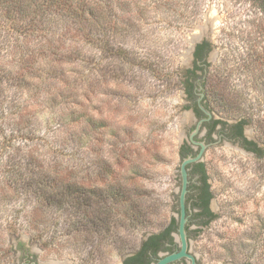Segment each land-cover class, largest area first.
<instances>
[{
	"label": "rangeland",
	"instance_id": "374dc122",
	"mask_svg": "<svg viewBox=\"0 0 264 264\" xmlns=\"http://www.w3.org/2000/svg\"><path fill=\"white\" fill-rule=\"evenodd\" d=\"M159 2L110 1L109 20L117 15L120 21L111 32L126 50V58L116 56L111 45L104 50L100 43L82 42L72 34L66 43L72 46V57L87 62L79 66L77 60L62 62L64 48L54 49L59 43H47L35 57L32 76L27 77L28 95L16 92L20 97L15 99L25 108L22 128L30 137L15 158L35 155L43 166L53 164L60 178L73 177L82 186L104 189L115 185L130 200L141 203L142 210L160 204L159 212L147 217L151 224L137 227L125 220L127 206L114 209L129 229L121 230L126 239L124 251L109 246L108 240L96 250L97 236L65 226L62 208L42 210L44 224H48L45 233H38L39 226L29 229L26 222L34 217L35 200L23 186L16 190L17 184H12V149L5 148L0 138V264H20L19 243L37 254L42 264H121V255L136 249L145 234L160 231L171 217H178L180 149L196 124L182 80L192 66L191 36L199 33L197 26L206 22L208 14L216 25L208 37L213 49L207 103L216 118L230 123L247 117V134L264 149V66L257 72L246 67L253 57H262L264 62V15L257 4L253 0ZM7 35L0 32V44ZM1 63L8 67L10 77L20 68L5 52L0 53ZM118 65L125 74L114 72ZM0 74L2 79L5 75ZM49 75L55 77L52 84L46 81ZM6 80L0 83V128L9 135L12 110L8 107L14 90ZM216 80L227 83L211 90ZM62 81L70 83L65 97L72 95L73 102L54 92V88L59 87L61 93L66 87ZM45 86L51 96L39 90ZM61 114L75 121L71 126L64 123L55 136ZM203 162L217 218L192 241L193 252L201 264H264V154L256 158L222 142L208 147ZM17 170L29 172L25 168L23 173L21 166ZM43 171L45 167L40 168ZM46 173L56 175L50 169Z\"/></svg>",
	"mask_w": 264,
	"mask_h": 264
},
{
	"label": "trees",
	"instance_id": "16d2710c",
	"mask_svg": "<svg viewBox=\"0 0 264 264\" xmlns=\"http://www.w3.org/2000/svg\"><path fill=\"white\" fill-rule=\"evenodd\" d=\"M110 1L111 0H0V32L4 31L8 33L6 40L4 39L0 44V53H8L10 59L13 60V58H15V62H17L18 67H20L19 70L14 71L15 74H12V77H10L9 73L11 72H7L8 67L4 66L2 63L0 64V72L5 75L0 79V83H5L3 80H6L4 78L8 75L6 81L12 83L11 87L14 90L12 92V101L8 107V109L12 110V119L9 120L8 127L10 133L6 135V131L0 128V138H3L1 143L5 148L12 149V184L18 185V187L15 185L16 190L20 188V186H23L24 190L32 193L31 195L35 200V204L32 208L34 209V214H32L34 217L32 219L28 218L26 222L29 229L38 230L36 227L39 226L41 229L38 233H45L48 224H44L46 220L43 218L44 213L42 214V210L48 211L50 208H55L56 210L62 208L64 209L65 226L73 228L76 231L81 230L80 232H84L88 236H97L96 239L100 244L95 247L96 250L101 248V243L103 241L108 240L109 246H113L118 251H124L126 239L121 230L129 231V229L127 226L124 228L125 221H120V215L115 214L114 209L118 207L117 210H119L127 206L128 209L125 208V220L132 223V225L135 224L137 227H143L147 224H151V221L147 217L159 212L161 208L160 204L152 205L151 210L146 209V207L142 210L140 206L141 203L136 200H130L128 194L125 195L126 191H123L115 185H106L105 189L85 185L82 186L78 181L73 179L72 172H68L69 176L72 178L68 176L60 178L57 176L58 172L54 171L53 164L50 163V165L47 164L43 166L35 155L32 157H25L24 155L19 156V153H17L19 157L15 158V152L23 149V145L25 146V143L30 138L22 128V124L25 123L26 120V116L22 114L25 108L20 105L19 101L17 102L15 100L16 97H20L16 92H21V95H28L26 92L27 77L32 76L33 66L36 63L35 57L37 54L39 55L44 52L43 47H46L47 43H51L52 46L53 44L59 43L54 49L57 51L58 48H64L65 52H60L61 57L64 59L62 62H73V60H77L79 66L81 62L83 64L87 62H85V59L80 58L79 61V58L74 59L72 57V51L69 49L72 46L67 47L66 45L67 41L70 40L69 36L72 34L74 38H80L82 42H88L89 44L98 42L102 45L104 50L108 45H111L116 50L114 53L116 56H124V58H126V50L119 47V44L116 43L112 35L113 33L111 32L112 29L117 26V22L120 21L116 18L117 15L113 16V20H109L113 12ZM159 1H161L159 3H162L164 0ZM253 1L257 4L262 15H264V0ZM191 16L187 17V21H190ZM192 22H194V18ZM64 28H66V31ZM60 44L62 46H59ZM205 48H209V51L211 50V44L207 41H203L196 45L194 53L195 61L202 58ZM12 53H14L13 55L15 56H13ZM58 53L59 52H57V54ZM261 58L262 57L256 59L253 57V60L250 61L246 67L249 70L253 69V72H257L264 66V62H262V60L260 61ZM51 62L52 61H49L47 63L53 66ZM62 62L60 64H62ZM205 64V70L198 65H195V69L200 68L203 70L201 76L202 78L204 77V79L201 84L203 91L206 92L208 82L211 78L208 77V68L210 64ZM57 67L59 68L60 65H57ZM53 71L56 72L57 70L54 69ZM123 71L124 70L118 65V69L114 72L123 75L125 74V71ZM49 74H51V72H49ZM195 74V71L192 69L186 70L183 74L182 85L187 89L189 87V89H191L193 87V82L190 78ZM54 78L55 77L49 75L46 81L49 80V83L52 84ZM62 82L63 84L65 83V81ZM225 83L227 82L216 80L215 84L211 85V90L217 87L224 88ZM69 84L70 83L67 82L64 85L69 86ZM67 86L65 88L62 87L61 93L58 89L59 87L54 88V92H59L58 95L63 99L65 98L68 99V102H73L72 95L65 97L66 93L69 91ZM187 89L186 91L188 92ZM39 90H42L45 94L50 96L52 95L50 88L48 89L46 86ZM216 96L214 95V97ZM29 98L30 95L28 99ZM204 99H206V97ZM207 104L210 106L209 103ZM61 115L60 121L57 122L55 131L53 132L55 136L58 135V131L62 130L61 126L64 123L69 122V126H71V124L73 125L74 119H72V121L70 119L72 117L74 118V112L72 115H69V120L65 118L63 114ZM245 118L247 119V117L242 118L244 120L241 121V123H250V121L248 119L247 121ZM262 126L264 127V125ZM51 145L56 147L54 144ZM49 150L51 151V149ZM263 154L264 149L261 148L260 157ZM15 159H17V161L19 160L20 163H16ZM17 166H21L23 173L27 172L25 170V168H27L29 171L28 173L32 175L28 173L21 174V172L17 170ZM42 167H45V171L40 172V168ZM35 169H37V171H35ZM49 169L53 174H56L54 175L55 177L46 173ZM35 177L37 179H35ZM208 189L210 190V197L213 198L214 195L210 185H208ZM206 195L208 196L207 190L204 193V196ZM214 218H217L215 214L209 215L206 224ZM171 225L177 226V221L174 217H171L167 226L158 232H169L172 227ZM41 236L43 238V235Z\"/></svg>",
	"mask_w": 264,
	"mask_h": 264
},
{
	"label": "flooded vegetation",
	"instance_id": "af4514ba",
	"mask_svg": "<svg viewBox=\"0 0 264 264\" xmlns=\"http://www.w3.org/2000/svg\"><path fill=\"white\" fill-rule=\"evenodd\" d=\"M211 51V50H210ZM209 48H205L201 59L192 61V66L189 69L195 71V75L191 76L190 80L193 82V87L187 89L185 87V94L188 102V108L196 118V124L188 131V139L183 143L180 149V158L183 162L186 158L196 157L202 146L199 143H203L209 146L215 143H227L231 146L238 147L243 153L253 155L254 157H260V149L262 146L259 144L258 139L250 137L246 130L250 125L241 123L243 117L237 119L235 122L230 123L223 119L216 118L212 108L207 104L205 98V91L202 88L203 70L195 69V65L206 69V64L209 63L210 56ZM195 50L193 52L194 57ZM188 90V92L186 91ZM204 94L202 100L201 94ZM194 95V97H193ZM202 105L208 110L212 117L208 115L200 108ZM246 119V118H245ZM205 120L199 128L198 133L191 139L192 133L196 130L198 122ZM247 120V119H246ZM248 121V120H247ZM205 153V152H204ZM188 171V193L186 196V210L188 222L186 224L188 249L187 254L194 257L191 259L188 256L181 257L168 264H201L199 257L192 250V241H195L199 235V232L209 226L216 218L206 224V220L209 215L214 214L212 210V201L208 189L210 185V178L207 173V169L203 160L189 164L187 166ZM208 176V177H207ZM182 180V177H181ZM182 189V182H181ZM207 190L208 196H204ZM212 191V189H211ZM181 193V191H180ZM179 218H180V196H179V210L178 217L174 218L177 221L176 225H171L169 232L159 233L152 232L147 233L141 239L139 246L136 249L124 252L121 255V264H158L162 259L172 254L179 253L181 251V241L179 236ZM18 251L20 252V264H42L38 255L32 252L25 244L19 243Z\"/></svg>",
	"mask_w": 264,
	"mask_h": 264
},
{
	"label": "water",
	"instance_id": "95a60500",
	"mask_svg": "<svg viewBox=\"0 0 264 264\" xmlns=\"http://www.w3.org/2000/svg\"><path fill=\"white\" fill-rule=\"evenodd\" d=\"M216 25L214 17L211 15H207L206 22L203 25H198L197 30L199 33H195L191 36L190 43H191V50L189 51V59H191V63L194 59L193 52L196 48V45L207 41L211 44V41L209 40V36L212 34L213 29ZM213 49V45L211 44V50ZM210 58V57H209ZM209 62V59H208ZM204 94H201V98L198 100L199 102L202 100ZM200 108L204 111L206 115H208L209 118L212 117V114L206 110L202 105H200ZM205 122V120H201L198 122V125L196 127V130L192 133L191 139L193 140V137L198 133L200 126L202 123ZM202 146V149L200 153L196 157H189L183 160L181 164V177H182V189L180 193V218H179V236L181 241V251L176 254H172L170 256H167L166 258L162 259L158 264H168L174 260L180 259L181 257L188 256L194 261V257L187 254L188 249V242H187V233H186V224L188 222L187 218V210H186V196L188 193V171L187 166L189 164L198 162L203 160L204 152L206 151L207 146L203 143H199Z\"/></svg>",
	"mask_w": 264,
	"mask_h": 264
},
{
	"label": "bare ground",
	"instance_id": "6f19581e",
	"mask_svg": "<svg viewBox=\"0 0 264 264\" xmlns=\"http://www.w3.org/2000/svg\"><path fill=\"white\" fill-rule=\"evenodd\" d=\"M214 15H215V14H214ZM214 15H213V16H214Z\"/></svg>",
	"mask_w": 264,
	"mask_h": 264
}]
</instances>
